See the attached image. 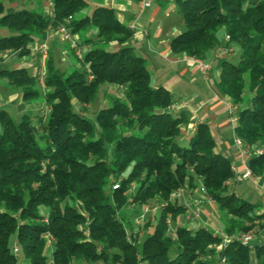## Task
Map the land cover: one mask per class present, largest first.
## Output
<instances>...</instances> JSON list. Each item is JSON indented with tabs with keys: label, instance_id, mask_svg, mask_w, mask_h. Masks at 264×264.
<instances>
[{
	"label": "trees",
	"instance_id": "obj_1",
	"mask_svg": "<svg viewBox=\"0 0 264 264\" xmlns=\"http://www.w3.org/2000/svg\"><path fill=\"white\" fill-rule=\"evenodd\" d=\"M4 1L0 29L10 35L0 38V52L28 55L34 41H45L49 26L55 29L69 17V33L77 36L80 50L86 49L78 61L69 48L77 66L67 71L52 55L47 59L44 92L34 88L39 77L24 68L0 72L11 88L20 90L23 102L42 97L48 109L17 120L0 110V264H214L220 258L226 264H250L251 254L264 264V244L249 248L238 238L254 233L263 217L258 206L225 184L236 175L215 152L207 124H198L184 138L187 113H175L171 93L151 86L145 60L129 45L134 32L115 10L104 0H50L49 15L8 8ZM176 2L184 30L170 40L172 54L202 58L218 46V32L228 37L223 49L238 46L236 63L227 55L220 61L217 89L238 108L234 132L251 151V174L261 177L264 0ZM113 43L117 47L111 50ZM104 86L120 93L107 95V105L89 118V106ZM197 181L216 204L226 244L204 227L176 224L186 209L171 196L185 186L196 189ZM155 205L159 212L152 230L139 242L118 213L127 206Z\"/></svg>",
	"mask_w": 264,
	"mask_h": 264
},
{
	"label": "crops",
	"instance_id": "obj_2",
	"mask_svg": "<svg viewBox=\"0 0 264 264\" xmlns=\"http://www.w3.org/2000/svg\"><path fill=\"white\" fill-rule=\"evenodd\" d=\"M143 1L134 3L126 0L124 2H117L114 0H104V5L113 8L117 14L119 21L128 26L132 23L135 24V30L133 31L132 40L129 45L133 47L134 52L136 46L143 49L140 43L146 42L148 53L153 55V60L164 64L160 70L164 67L170 70L173 66L178 67L179 71L173 75L167 73L164 78L157 80L151 73V86L153 88L163 87L169 91L173 98L172 105L177 109H173L175 113L182 110L187 113L189 122L186 126L181 128V133L184 138L192 135L198 124L205 123L210 129L212 136L215 140V152L220 154L222 157L228 160L230 167H235L236 172L240 174L244 169V164L238 158L234 141L237 138L234 132L235 125H231L227 121V109L231 103L226 97L220 95L217 89V83L219 78V66L213 67V60H221L224 56L220 55L223 47L226 44L225 34L222 32V42L218 43V46L205 54L202 58L195 59V61H203L210 66V70L206 77H203L197 67L196 69L188 68V64L193 63L190 59L184 56L174 55L169 50L170 40L177 36V31L171 32V26L162 27L158 23L154 27L159 13H166L167 8L170 7V0H150L151 5L149 8L143 7ZM8 8H26L29 10L40 9L44 13H49L51 9L50 0H6ZM164 9V11H162ZM154 31L151 32V29ZM94 34V33H93ZM10 33L6 29H0V38L9 36ZM77 37V36H75ZM46 42L49 47V54H51L55 63L65 62L69 65L70 55L67 49L57 45H64L57 35L49 34L46 36ZM78 40V39H77ZM39 41H34L29 46V54L24 56L22 60L18 56L17 52H0V72L3 70L11 69H26L30 75L37 76V72L41 69L42 60L33 52V48ZM62 43V44H61ZM116 44H110L109 49L116 48ZM67 48V47H66ZM231 52L226 56L227 58L234 55L235 51H238V46L233 45L230 48ZM142 54H138L141 56ZM145 60V59H144ZM45 61V60H44ZM57 61V62H56ZM25 62V64H23ZM145 60V64H146ZM196 66V65H195ZM200 79L199 86L201 87L198 91L195 88L196 81ZM4 83H3V82ZM181 85V88L179 86ZM105 91L113 92L117 88L110 86H104ZM206 90V91H205ZM208 90V92H207ZM9 108L15 111L16 116L28 114L34 116L35 114L42 113V105L36 104L35 102H23L21 98V92H14L8 83L0 77V110H4L9 114ZM261 148H258V152ZM237 175V174H236ZM239 175L236 176L235 183L231 186L232 192L236 196L243 197L247 201L256 204L258 206V214L263 217L258 221L254 233L252 234L254 244H264V175L256 177L251 175L250 178L240 180ZM177 205L183 206L186 209L185 215L180 216L176 222L179 225H187L194 229L197 227H204L211 231L213 235L223 236V225L218 222L219 215L217 212L216 204L204 198L201 193H197L196 189H189L185 186L180 190V196L176 197ZM253 201V202H252ZM195 209H199L200 215L199 220L190 219V214ZM214 264H220L219 260L216 259ZM250 264H260L255 260L254 255H250Z\"/></svg>",
	"mask_w": 264,
	"mask_h": 264
},
{
	"label": "rangeland",
	"instance_id": "obj_3",
	"mask_svg": "<svg viewBox=\"0 0 264 264\" xmlns=\"http://www.w3.org/2000/svg\"><path fill=\"white\" fill-rule=\"evenodd\" d=\"M171 4L169 5L170 7H166V5L164 6L165 8H167V14L169 15L168 17H165V13L164 12H161V14L159 13V16L156 20V22L154 23V27L156 25L161 24L162 27L166 26V27H169L171 26V32H175L177 31V33H181L183 30H184V27H183V24H182V13H181V10L179 8V5L177 4L176 0H170ZM104 3V2H103ZM4 4L5 6L7 5V2L6 0L4 1ZM92 7V4L90 5ZM37 10H40V9H37ZM164 11V9L162 10ZM154 31V28L151 29V32ZM222 32H218L216 35H215V40L217 43H221L222 42ZM77 39V38H76ZM62 44V43H61ZM64 45H59L57 43L58 46H60L61 48L64 47L65 49L68 50L69 52V48L70 46L66 43H63ZM49 44H47L48 46ZM137 45H140L143 49H140V47H135L136 48V51H135V54L136 55H140L142 54L141 56L144 57V59L146 60V67L147 69L149 70V72L155 76V78L157 80H160L162 78H164V76L169 73L170 75H173L175 74L176 76V73L179 71V68L178 67H175L173 66L172 69L168 70L166 69V67H164L162 70L161 67L164 65L162 63H160V61L158 62L157 60H153V55H150V53H148V48L146 47V42L143 41V43H140V44H137ZM67 47V48H66ZM86 48L83 47V49L80 50V52H84ZM73 52V51H72ZM69 55H70V52H69ZM51 57V54H49V47H48V54H47V57L45 58V61H44V67H45V62L47 61V59ZM153 57V58H152ZM238 57H239V52L238 51H235L234 52V55L229 57L228 59L232 62V63H236V61L238 60ZM76 60L79 61L78 57H75ZM22 60L25 59V57H21ZM81 59V58H80ZM75 59L73 57H70V63L69 65L66 64L65 62H60L59 63L57 62L56 65L61 69V70H64V71H67L69 69H71V66H74L77 64L74 63ZM220 61L221 60H216L214 59L213 60V67L217 68L219 65H220ZM25 64V62L23 63ZM70 67V68H69ZM196 66L192 63L188 64V68H191L192 70L193 69H196L195 68ZM3 82V81H2ZM201 80L198 79L196 81V85H195V90L198 89V91L200 90V84ZM4 83V82H3ZM44 84L43 86L40 85L39 81L36 82V85L34 86V88L36 89H39L41 88L42 89V92H44ZM179 88H181V85L179 86ZM120 90L116 89L114 90L113 92L118 94L120 93L119 92ZM206 91V90H205ZM14 92H17L19 93V89H14ZM113 92H109V91H105L104 88H102V90L98 93L97 95V98L96 100L89 106V111L87 112V116L89 118H93V115L94 113L101 107H104L107 105L108 103V96L109 94L113 93ZM208 92V90H207ZM173 98H176L175 95L173 96ZM36 104H41L42 105V113H40L39 115H44L46 114V112L48 111L47 107L45 106L44 104V100L42 97H40L36 102ZM9 117L13 120H17L19 118V116H16L15 114V111H13V109L9 108ZM35 115H38V114H35ZM197 187H196V192L197 193H200V184H199V181H197ZM181 190V189H180ZM177 192V191H176ZM174 194V193H173ZM172 194V195H173ZM247 199V198H246ZM171 201L173 202H176V197L174 196H171ZM253 202V201H252ZM177 203V202H176ZM158 205H155L153 207V209H150L148 208L147 211L144 210V208H135L133 206H127V207H124L121 211H119L118 213V216L122 219V222H123V225L125 226V228L127 229L128 231V227H132L133 228V231L138 233L139 237H138V240L139 242H141L147 232L150 233L151 230H152V227L155 223V219L158 215V212H159V209H158ZM148 220V224L146 225V222ZM177 222V221H176ZM179 225V224H178ZM150 226V227H149ZM174 226H172L173 228ZM11 249L13 250L15 244H14V241L12 240L11 241Z\"/></svg>",
	"mask_w": 264,
	"mask_h": 264
},
{
	"label": "built area",
	"instance_id": "obj_4",
	"mask_svg": "<svg viewBox=\"0 0 264 264\" xmlns=\"http://www.w3.org/2000/svg\"><path fill=\"white\" fill-rule=\"evenodd\" d=\"M150 5H151V1L150 0H144L143 1V7L144 8H149ZM49 15H51V13H49ZM70 21H71V18L69 17L67 20H65V22L63 24L57 26L55 29H53L51 26H49L48 29H47V36L49 34L57 35L58 38L60 39V41L62 43L68 44L70 46V48H72L74 50V53L78 57V59H80L82 57V52H80L78 40L76 39L75 36H72L69 33L68 25H69ZM127 28L129 30H131V31H134L135 30V24L132 23V24L128 25ZM225 39H226V41H228V37L227 36L225 37ZM33 52H35L42 60L41 69L37 72V76L39 77L40 85L43 86L44 60H45V58L47 57V54H48V46H47L46 40L36 44L35 47L33 48ZM230 52H231L230 48H224L220 52V55L221 56L228 55ZM191 61L193 63H195V65H196L197 69L199 70L200 74L203 77H206L208 72H209V70H210V66L207 63L203 62V61H199V60L195 61V59H192ZM87 73H88V80L91 81L93 79V77L90 74V71L87 70ZM171 108L172 109H177L175 106H172ZM237 110H238V108L236 107V105H234L232 103H230L228 105L227 121L231 125H236V123H237ZM234 145L236 147V151H237L239 160L241 161V163L244 164V169H243V171L240 174H238L236 172L235 167H230V168L235 173V175L236 174L239 175L238 178L240 180L248 179L252 175L251 171H250V169H249V167L247 165L248 159L251 156V151H250V149L247 146L244 145V143L239 138L235 139ZM235 180H236V178L234 180H228V181L225 182V184L227 186L231 187L235 183ZM199 184H200V193L204 196V198L208 199L206 197V195H205L204 188L201 186V183H199ZM115 188H117V186H114V189ZM172 196L179 197L180 196V190L175 192ZM147 209H148L147 207L144 208L145 211H147ZM199 215H200L199 209H195L193 211V213L190 214L189 218L192 219V220H199ZM166 222H167V225L169 227V231L173 235L174 234V229L171 226L170 219L168 218ZM257 223L258 222H256V224ZM221 237H223L222 245L226 244L229 239L226 236H224V235L221 236ZM238 238H239V240H240V242H241V244L243 246L252 248V246L254 245V239H253L252 234H241V235L238 236ZM46 240H47L46 246L51 251L52 250V240L50 238H48V237L46 238ZM216 248L220 249V246H217ZM219 262H220V264H226V262H225V260L223 258H220Z\"/></svg>",
	"mask_w": 264,
	"mask_h": 264
}]
</instances>
